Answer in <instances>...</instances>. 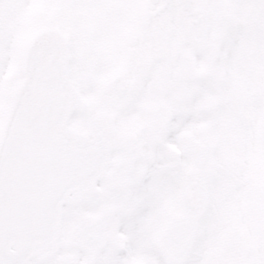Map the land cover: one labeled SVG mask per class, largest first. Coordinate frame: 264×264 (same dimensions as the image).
<instances>
[{"label": "snow or ice", "instance_id": "1", "mask_svg": "<svg viewBox=\"0 0 264 264\" xmlns=\"http://www.w3.org/2000/svg\"><path fill=\"white\" fill-rule=\"evenodd\" d=\"M0 264H264V0H0Z\"/></svg>", "mask_w": 264, "mask_h": 264}]
</instances>
